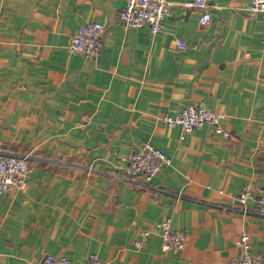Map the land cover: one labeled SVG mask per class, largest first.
<instances>
[{
	"label": "crops",
	"instance_id": "obj_1",
	"mask_svg": "<svg viewBox=\"0 0 264 264\" xmlns=\"http://www.w3.org/2000/svg\"><path fill=\"white\" fill-rule=\"evenodd\" d=\"M210 2L207 25L177 4L152 34L123 27L125 0H0L1 150L31 169L0 192V264L46 253L73 264L91 253L103 264H230L243 232L264 257V18L251 0ZM88 21L104 26L95 59L69 50ZM189 102L222 112L229 136L214 125L182 135L162 120ZM147 141L168 161L130 179L129 155ZM247 185L244 205L233 197ZM167 218L187 234L179 253L163 247Z\"/></svg>",
	"mask_w": 264,
	"mask_h": 264
},
{
	"label": "built area",
	"instance_id": "obj_2",
	"mask_svg": "<svg viewBox=\"0 0 264 264\" xmlns=\"http://www.w3.org/2000/svg\"><path fill=\"white\" fill-rule=\"evenodd\" d=\"M125 7L119 12V19L125 29L147 26L150 33H157L164 25L163 20L170 14L173 6L180 4L184 7H195L201 12L200 24L207 25L212 20L210 0H125ZM249 11L252 15L262 13L264 18V0H251ZM104 42V26L98 21H88L80 24L75 31L69 50L86 59L98 57ZM180 48H185L179 43ZM162 120L171 127L179 126L182 135L195 128L205 125H214V130L228 137V132L222 128L224 114L214 111L210 107L189 102L176 113L162 115ZM168 161L166 153L153 142L147 141L134 150L128 158L129 178L143 176L151 179ZM31 171L27 156L17 153L3 152L0 140V192H10L17 187H22ZM252 194L249 185L233 199L246 204ZM257 205L264 214V188L257 194ZM245 211V208H244ZM160 234L163 239L164 249L179 253L186 244L187 234L184 230L173 229L171 219L167 218L159 223ZM148 231H144L136 240L137 247L143 245ZM240 250L230 259V264H264V257L252 250L250 236L243 232L239 239ZM34 264H73L66 255L46 253L42 259ZM87 264H103L97 253L88 256Z\"/></svg>",
	"mask_w": 264,
	"mask_h": 264
}]
</instances>
